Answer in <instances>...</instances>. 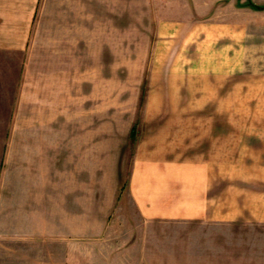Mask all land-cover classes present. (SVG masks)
<instances>
[{
	"label": "rangeland",
	"instance_id": "rangeland-1",
	"mask_svg": "<svg viewBox=\"0 0 264 264\" xmlns=\"http://www.w3.org/2000/svg\"><path fill=\"white\" fill-rule=\"evenodd\" d=\"M200 1L192 10L184 0H38V29L23 62L38 69L24 72L27 86L36 81L27 93L38 88V105L4 92L14 81L15 73L5 72L14 62L0 56V264H100L98 243L113 239L101 233L76 239L73 261L64 234L38 233L50 230L53 219L50 212L38 218L41 184L55 171L38 150V128L51 127L48 117L58 130H90L91 228L114 169L113 208L130 211L129 169L147 160L169 176L162 188L170 207L186 197L189 208L197 197L216 216L150 223L145 238L154 243L155 264L222 256L239 264L246 241H264L259 225L245 228L235 215L244 168L250 176L264 158L249 142L264 129V0L222 1L211 11ZM44 88L69 102L40 105Z\"/></svg>",
	"mask_w": 264,
	"mask_h": 264
},
{
	"label": "crops",
	"instance_id": "crops-1",
	"mask_svg": "<svg viewBox=\"0 0 264 264\" xmlns=\"http://www.w3.org/2000/svg\"><path fill=\"white\" fill-rule=\"evenodd\" d=\"M184 1H187L190 7L191 4L192 7L193 4L196 5L197 2V0ZM222 1L226 2L227 0H208L207 2L201 0L200 2L211 11ZM192 7L190 9L193 10ZM191 13L192 16L196 15L193 11ZM36 28L38 29V0H0V56L11 58L14 64H11L9 69L6 68L5 72L7 74L15 73L14 81L9 82V89L6 88L4 92L9 91L10 97L14 98L16 96V102L19 104L38 105V88L36 93H32L34 94L32 96L27 93L30 89L35 88L36 81L30 87L31 84L30 86L26 84L31 83V80L24 77V72L35 73L38 72V69L23 65L26 57L31 55L29 50H32L33 47ZM8 77L9 75H6L7 80ZM47 89L44 88L43 91L46 97H39L42 101L40 105L56 106L65 105L69 102L67 95L62 97L57 90L52 96L49 91H45ZM11 102L13 104L15 101L13 99L9 100L8 104ZM63 114L64 112L61 115H55L54 120L62 119ZM68 114L66 120L69 122L68 118L70 117V121H74L73 114H70V116ZM51 115L54 116V114ZM47 120L51 121V127L38 128V150L44 151L45 155L47 154L46 161L48 163L46 162V164L51 166L50 168H55V171L52 172L54 176L50 178L49 183L41 184V197L39 198L38 195V218L41 219L50 212L53 219L50 221V230L38 229V233L51 232L53 236H56L55 233L62 234V236L64 234V238H66L64 247L67 249L65 255L68 260L74 261L76 256V239L90 241V238L96 237L95 234L101 233L110 235L113 239H104V242L98 243L101 252H99L100 264H155L154 243L149 241L148 237L145 238L150 223H153L156 219L165 221L206 216L216 217L212 216V213H208L207 210L202 209L203 204L199 205L197 197L194 199L195 203L191 204L189 208L186 197L177 198L179 201L178 208L170 207V196L165 195L164 188H162L166 182L164 180L169 176L165 172L156 169V164L153 161L135 160L129 169L127 185L125 186L127 191L125 195L131 203L132 209L126 211L113 208L119 183L117 171L114 169L113 177L110 178L109 184L107 183L106 195L103 197L104 207L100 214L93 215L95 220L99 218L98 226L91 228L90 130H85V128L79 131L74 128L58 130L52 125L53 118L48 117ZM10 133L17 136L27 135L23 129H13ZM256 133L251 138L252 140H249L250 145L254 150L255 147L260 149V154H264V129H259ZM246 145L248 146V143H245ZM254 157L257 159L256 155ZM59 163H62L61 166H65V171L61 173L58 169ZM256 163L258 166L254 168V172L249 174L250 176H247V169L244 168L243 179L239 178V181L243 184L242 191L239 190L242 193V204L240 203L237 206L238 211L235 215L243 218L246 222L245 228L252 226L250 224L254 223L256 227L259 225V232L264 233V171L261 170L264 167V158L262 159L260 156V160H256ZM157 179H162L164 183L157 185ZM44 185H50L48 186L50 187L49 192L44 188ZM125 195H121L118 199L119 202ZM30 198L32 199V197ZM103 198L101 197V199ZM81 217L83 220L79 219ZM120 218H124V221ZM128 218H133L135 227L131 226ZM76 221L78 225H76ZM55 225L62 227V229L58 230L59 232L56 231ZM255 230L258 233L257 229ZM12 233L15 232L12 231ZM262 253L264 254L263 240L246 241L243 246L242 260L239 264H264ZM213 258L206 257L204 260H207L203 263L231 264V258L229 259V257H220L221 262H218L217 258ZM195 264H202L199 262V257L195 258Z\"/></svg>",
	"mask_w": 264,
	"mask_h": 264
}]
</instances>
